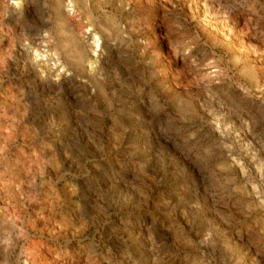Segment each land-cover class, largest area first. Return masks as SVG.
Wrapping results in <instances>:
<instances>
[{
  "label": "clouds",
  "instance_id": "clouds-1",
  "mask_svg": "<svg viewBox=\"0 0 264 264\" xmlns=\"http://www.w3.org/2000/svg\"><path fill=\"white\" fill-rule=\"evenodd\" d=\"M0 264H264V0H0Z\"/></svg>",
  "mask_w": 264,
  "mask_h": 264
}]
</instances>
